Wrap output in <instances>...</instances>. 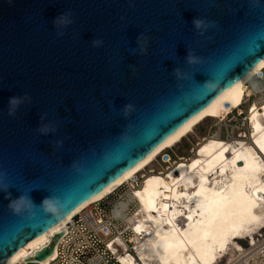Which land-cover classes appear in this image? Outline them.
<instances>
[{
    "label": "water",
    "instance_id": "water-1",
    "mask_svg": "<svg viewBox=\"0 0 264 264\" xmlns=\"http://www.w3.org/2000/svg\"><path fill=\"white\" fill-rule=\"evenodd\" d=\"M68 11L74 23L58 37L53 20ZM194 18L214 26L196 29ZM263 59L264 0H0V189L37 204L15 214L0 190V264ZM24 93L31 103L10 117L9 98ZM40 123L55 132L41 135ZM47 196L61 201L58 214L38 206Z\"/></svg>",
    "mask_w": 264,
    "mask_h": 264
},
{
    "label": "bare ground",
    "instance_id": "bare-ground-1",
    "mask_svg": "<svg viewBox=\"0 0 264 264\" xmlns=\"http://www.w3.org/2000/svg\"><path fill=\"white\" fill-rule=\"evenodd\" d=\"M262 65L264 59L114 182L3 264L38 257L52 247L46 257L38 258L46 262L54 255V237L73 215L143 172L141 185L133 189L138 200L135 230L144 231L136 247L141 263L125 257L126 264H230L243 256L257 245V234L264 229V100L249 104L246 134L223 139L218 127L214 135L201 137L191 147L190 156H180L167 169L149 165L203 119L218 122L234 108L241 112L240 106L253 93L251 80L264 69Z\"/></svg>",
    "mask_w": 264,
    "mask_h": 264
},
{
    "label": "built area",
    "instance_id": "built-area-1",
    "mask_svg": "<svg viewBox=\"0 0 264 264\" xmlns=\"http://www.w3.org/2000/svg\"><path fill=\"white\" fill-rule=\"evenodd\" d=\"M254 80L264 82V69L254 76ZM251 87L253 93L242 103L241 112L234 108L225 119L218 122L215 120L210 127L214 128L209 132L211 136L218 127H221L223 138L248 132V106L255 99L256 103L264 100V85ZM176 159L179 157L173 158L169 153L163 152L160 164L167 169ZM143 173L137 174L106 197L73 215L65 224L62 235L54 237V255L46 262L29 256L15 264H126L125 257H132L134 261L141 263L136 247L144 238V231L135 230L138 200L133 189L141 185ZM257 241L256 247L251 246L249 251L230 264H264V229L257 234Z\"/></svg>",
    "mask_w": 264,
    "mask_h": 264
},
{
    "label": "clouds",
    "instance_id": "clouds-1",
    "mask_svg": "<svg viewBox=\"0 0 264 264\" xmlns=\"http://www.w3.org/2000/svg\"><path fill=\"white\" fill-rule=\"evenodd\" d=\"M129 6L133 7L134 6V0H129ZM72 12L68 11V12H63L62 14L56 16L53 20V25L54 28L56 30V35L58 37H63L65 32L64 29L67 28L68 26H70L71 24L74 23V20L72 18ZM193 26L196 29H207L208 27L214 26V22L211 21H204L198 18H194L193 21ZM143 36V34H139L137 37V46L139 48V54L140 55H145L147 53V47L145 46L147 44V37H144V44H141V37ZM91 45L94 48H99L103 46V40L100 38H94L91 41ZM136 49L133 48L130 54H135L136 53ZM188 63H196L197 62V58L191 54H187L186 58ZM133 71H136V68L134 65L131 66ZM178 69H174L173 73H177ZM25 102L31 103V97L27 94L24 93L23 96H12L9 98V102H8V115L10 117H13L16 115L20 105L24 104ZM132 105H126L125 106V114L128 113L129 110L132 109ZM47 114H42L40 117V120L43 121L46 118ZM55 127L51 124H41L39 125V127H37V131L44 136H47L49 133H54L55 132ZM58 146H62L63 142L62 141H57L56 142ZM2 191H4L5 195V199L9 200V207L10 209H12V211L15 214H21L24 212H31L34 208L37 207V204L34 202V200L32 199L30 193L28 195H24L21 194L16 198H12L11 193L8 191L9 187H5L4 189H0ZM40 208L43 209L44 212L47 213H52V214H58L59 208L62 206L61 205V201L59 199H57L56 197L53 196H47L45 197L42 202L38 205Z\"/></svg>",
    "mask_w": 264,
    "mask_h": 264
},
{
    "label": "rangeland",
    "instance_id": "rangeland-1",
    "mask_svg": "<svg viewBox=\"0 0 264 264\" xmlns=\"http://www.w3.org/2000/svg\"><path fill=\"white\" fill-rule=\"evenodd\" d=\"M250 84L253 86V88H256V87L263 86L264 85V82L258 81V80H254V78H253L251 80V83ZM241 106H240V108H241ZM215 120H217V119H214V118H205V119H203L201 122H199L192 129V131L188 135H186L183 139H181L178 143H176L171 149H166L163 152L169 153L173 158H177V157H180V156H186V157L187 156H190L189 151H190L191 147L193 145H195V143L201 137L208 135L210 131H213L214 130V128H211L210 129V127L213 124V122H215ZM160 154L149 165V167L159 168V166L161 165L160 164ZM244 242L241 241V243L243 245H246Z\"/></svg>",
    "mask_w": 264,
    "mask_h": 264
},
{
    "label": "snow or ice",
    "instance_id": "snow-or-ice-1",
    "mask_svg": "<svg viewBox=\"0 0 264 264\" xmlns=\"http://www.w3.org/2000/svg\"><path fill=\"white\" fill-rule=\"evenodd\" d=\"M262 67H264V65H262ZM137 195H139V193H137ZM29 247H32V245H29Z\"/></svg>",
    "mask_w": 264,
    "mask_h": 264
}]
</instances>
